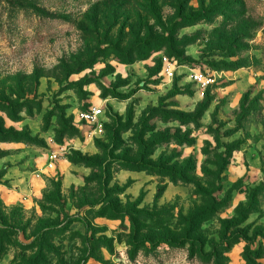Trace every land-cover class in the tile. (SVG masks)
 <instances>
[{
  "label": "rangeland",
  "instance_id": "obj_1",
  "mask_svg": "<svg viewBox=\"0 0 264 264\" xmlns=\"http://www.w3.org/2000/svg\"><path fill=\"white\" fill-rule=\"evenodd\" d=\"M0 264H264V0H0Z\"/></svg>",
  "mask_w": 264,
  "mask_h": 264
},
{
  "label": "trees",
  "instance_id": "obj_2",
  "mask_svg": "<svg viewBox=\"0 0 264 264\" xmlns=\"http://www.w3.org/2000/svg\"><path fill=\"white\" fill-rule=\"evenodd\" d=\"M130 169H135V170H147L151 173H156L159 171L158 168H155L151 165H142L141 163H132L129 167ZM173 179L175 180V178L173 177Z\"/></svg>",
  "mask_w": 264,
  "mask_h": 264
},
{
  "label": "built area",
  "instance_id": "obj_3",
  "mask_svg": "<svg viewBox=\"0 0 264 264\" xmlns=\"http://www.w3.org/2000/svg\"><path fill=\"white\" fill-rule=\"evenodd\" d=\"M164 62H165V64H167V65L170 64V61H169L168 58H165V59H164ZM170 69H171V67H169L168 70H169L170 74L173 76L174 73H173V71H170ZM195 78H196V79H199V76L196 75ZM100 112H101L100 109H94V110H93V115H92V116H97L98 114H100Z\"/></svg>",
  "mask_w": 264,
  "mask_h": 264
}]
</instances>
